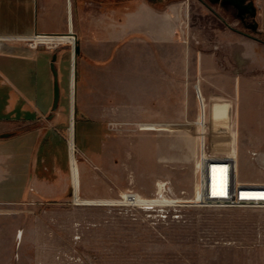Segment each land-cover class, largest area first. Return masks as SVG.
<instances>
[{"label":"crops","instance_id":"0c3cea01","mask_svg":"<svg viewBox=\"0 0 264 264\" xmlns=\"http://www.w3.org/2000/svg\"><path fill=\"white\" fill-rule=\"evenodd\" d=\"M198 2L202 13L196 27L192 0H0V161H5L7 188L22 189L23 198L26 191L29 197L45 199L68 196L69 156L63 133L70 56L67 50L54 56L5 37L48 33L73 39L64 34L70 30L77 35V107L86 114L77 134L92 165L102 164L111 151V126L138 124L144 109L174 108L176 84L188 92L195 88L213 124L220 122L211 110H217L223 96L229 97L231 114L226 118H236L241 131L245 127L252 136L248 140L264 141V39L245 35L256 30L264 37V0ZM145 47L151 51L149 70L142 65ZM176 47L182 50L185 70L170 65ZM160 48L168 53L165 69L159 64ZM54 70L59 85L56 107ZM222 124L231 123L226 119ZM74 172L75 199L77 173L78 189L85 196L111 195L108 183L94 184L101 177L86 163Z\"/></svg>","mask_w":264,"mask_h":264},{"label":"rangeland","instance_id":"374dc122","mask_svg":"<svg viewBox=\"0 0 264 264\" xmlns=\"http://www.w3.org/2000/svg\"><path fill=\"white\" fill-rule=\"evenodd\" d=\"M201 9L198 0H192L193 26L198 27ZM246 32L264 39L256 30ZM75 46L29 47L51 51L54 56L67 50L70 56L69 110L63 133L70 191L64 199L29 197L28 191L23 198L22 189L7 188L5 161H0V264H264V207L185 203L195 197L201 147H206L209 155H233L239 182L264 183V141L248 140L252 136L245 127L241 131L236 118H226L231 114L229 97L223 96L217 110H211L220 122L213 124L195 88L188 92L176 84L174 108L144 109L138 124L111 126V151L95 166L83 153L77 134L86 114L77 107L76 62L80 53L75 56ZM163 50L159 49L161 69L166 68L168 54ZM171 52L175 58L170 62L172 68L185 70L181 48ZM150 54L145 47L143 70L151 68ZM144 88L150 90V86ZM130 114L132 117L134 111ZM226 119L231 124H222ZM260 128L264 130V125ZM83 162L101 177L95 185L109 184L110 196H85L78 189L77 173L75 199L73 174ZM130 193L141 202H126L124 197ZM104 200L112 201L102 203Z\"/></svg>","mask_w":264,"mask_h":264},{"label":"built area","instance_id":"2783aa9c","mask_svg":"<svg viewBox=\"0 0 264 264\" xmlns=\"http://www.w3.org/2000/svg\"><path fill=\"white\" fill-rule=\"evenodd\" d=\"M64 34L72 35L73 39L71 37L61 38L59 35L63 34L48 33L5 37L3 39L23 42L31 48H37L41 45L51 48L59 44L75 46L77 35L72 30ZM196 174L195 197L185 203L196 206L264 207V183L239 182L237 180V161L229 152L225 156L209 155L206 147H201L196 162ZM243 186L246 188H242ZM124 200L128 203L141 202L135 194L131 193L125 195Z\"/></svg>","mask_w":264,"mask_h":264},{"label":"water","instance_id":"95a60500","mask_svg":"<svg viewBox=\"0 0 264 264\" xmlns=\"http://www.w3.org/2000/svg\"><path fill=\"white\" fill-rule=\"evenodd\" d=\"M245 35H248L254 39H257V40H260L259 38L257 37H254L252 35H249V34H246ZM80 53V46L78 44H76L75 46V56H77L78 54ZM54 74H55V96H54V100H55V107L57 106L58 104V101H59V85H58V77H57V72L54 70ZM4 136H7V135H4Z\"/></svg>","mask_w":264,"mask_h":264},{"label":"bare ground","instance_id":"6f19581e","mask_svg":"<svg viewBox=\"0 0 264 264\" xmlns=\"http://www.w3.org/2000/svg\"><path fill=\"white\" fill-rule=\"evenodd\" d=\"M74 147V146H73ZM74 149H75V147H74ZM162 187V186H161Z\"/></svg>","mask_w":264,"mask_h":264}]
</instances>
